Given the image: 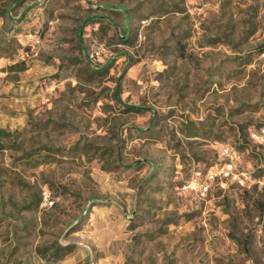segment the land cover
Returning <instances> with one entry per match:
<instances>
[{"label": "rangeland", "instance_id": "1", "mask_svg": "<svg viewBox=\"0 0 264 264\" xmlns=\"http://www.w3.org/2000/svg\"><path fill=\"white\" fill-rule=\"evenodd\" d=\"M262 127L264 0H0V264H264Z\"/></svg>", "mask_w": 264, "mask_h": 264}, {"label": "built area", "instance_id": "2", "mask_svg": "<svg viewBox=\"0 0 264 264\" xmlns=\"http://www.w3.org/2000/svg\"><path fill=\"white\" fill-rule=\"evenodd\" d=\"M251 136L255 138L260 143L264 144V127L253 130ZM218 174L223 175V177H229L232 180H237L240 184H245L246 181H249L251 179L250 174L245 170H237L236 166L233 164V162H227L223 165L220 171L216 172L214 170H208L206 173V178L208 181L213 180ZM264 184V176L263 181ZM203 191H206L207 186L206 183L202 186Z\"/></svg>", "mask_w": 264, "mask_h": 264}, {"label": "trees", "instance_id": "3", "mask_svg": "<svg viewBox=\"0 0 264 264\" xmlns=\"http://www.w3.org/2000/svg\"><path fill=\"white\" fill-rule=\"evenodd\" d=\"M17 66H18V71H22V70H24L25 69V65L23 64V63H18V64H16ZM129 108V107H128ZM253 130H255V129H253ZM257 130V129H256ZM0 133H3V131L2 130H0ZM264 145V144H263ZM263 147V146H262ZM57 245L55 246V249H57ZM56 252V251H55Z\"/></svg>", "mask_w": 264, "mask_h": 264}]
</instances>
